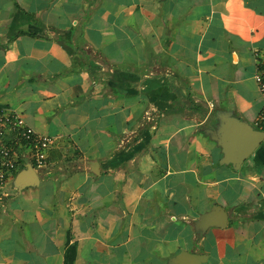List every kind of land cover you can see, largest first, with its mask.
Segmentation results:
<instances>
[{"label": "crops", "instance_id": "obj_1", "mask_svg": "<svg viewBox=\"0 0 264 264\" xmlns=\"http://www.w3.org/2000/svg\"><path fill=\"white\" fill-rule=\"evenodd\" d=\"M263 58L264 0H0V108L53 138L0 264H264V141L236 169L212 132L257 128Z\"/></svg>", "mask_w": 264, "mask_h": 264}, {"label": "built area", "instance_id": "obj_2", "mask_svg": "<svg viewBox=\"0 0 264 264\" xmlns=\"http://www.w3.org/2000/svg\"><path fill=\"white\" fill-rule=\"evenodd\" d=\"M264 100V58L255 74ZM255 126L264 131V108ZM52 136L37 131L22 114L11 108H0V188L12 178L20 166L29 161L34 167L45 166Z\"/></svg>", "mask_w": 264, "mask_h": 264}, {"label": "water", "instance_id": "obj_3", "mask_svg": "<svg viewBox=\"0 0 264 264\" xmlns=\"http://www.w3.org/2000/svg\"><path fill=\"white\" fill-rule=\"evenodd\" d=\"M215 140L222 147L224 156L223 163L233 164L236 169H240L243 163L256 151L264 141V131L255 128L252 124L235 117L229 113L221 116V121L217 130H212ZM38 174L34 166L29 163L21 170L15 180L18 188L37 183ZM215 212H208L200 221V229L205 230L210 226H221V222H213ZM203 256L191 252H182L173 258L172 264H185L184 260L192 258L193 264H201Z\"/></svg>", "mask_w": 264, "mask_h": 264}]
</instances>
